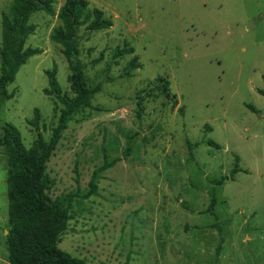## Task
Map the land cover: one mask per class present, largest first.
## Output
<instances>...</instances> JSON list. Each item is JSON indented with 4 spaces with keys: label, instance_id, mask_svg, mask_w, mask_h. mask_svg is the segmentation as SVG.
Here are the masks:
<instances>
[{
    "label": "rangeland",
    "instance_id": "rangeland-1",
    "mask_svg": "<svg viewBox=\"0 0 264 264\" xmlns=\"http://www.w3.org/2000/svg\"><path fill=\"white\" fill-rule=\"evenodd\" d=\"M88 1L112 25L80 28L76 59L91 93L47 164L49 193L70 216L59 248L88 263L264 264V0ZM11 2L0 0V45ZM63 2L55 0L56 10ZM30 22L25 47L38 53L19 68L0 109V124L15 125L26 148L35 109L46 137L59 116L61 103L44 92L46 71L55 66L62 91L74 95L69 64L49 37L56 17L40 10ZM125 45L134 51L115 61ZM134 55L140 66L129 75ZM158 76L168 79L176 106L158 93ZM187 141L198 145L190 152ZM236 157L243 170L214 185ZM105 162L112 165L97 192L81 197ZM6 176L0 145V264H11Z\"/></svg>",
    "mask_w": 264,
    "mask_h": 264
},
{
    "label": "trees",
    "instance_id": "trees-1",
    "mask_svg": "<svg viewBox=\"0 0 264 264\" xmlns=\"http://www.w3.org/2000/svg\"><path fill=\"white\" fill-rule=\"evenodd\" d=\"M55 0H12L7 12L1 15L2 40L0 45V109L6 100L13 97L7 86L15 80L19 68L29 57L38 53L37 48L25 47L35 25L30 17L37 11H44L56 17L58 23L50 31V40L60 47L62 55L69 64L68 81L74 95L64 93L57 80V69L53 66L46 71L48 86L45 94L55 97L61 103L56 124L52 127L49 136H44L38 122L40 113L35 109L32 121L35 130V139L31 147L26 148L18 128L10 122L0 124L2 135L0 145L7 158V260L11 264H113L108 262L88 263L82 258L72 256L60 249L58 244L61 235L67 228L69 220L68 207L58 199L51 197L49 189L50 179L46 173L47 164L54 154L63 132L67 129L73 114L87 103L91 93L85 85L84 65L76 59L79 54V31L84 27L88 32L109 29L112 25L110 18L103 10L94 7L90 9L88 0H64L56 10ZM134 51L131 46L118 48L113 53V59ZM137 56L129 62L127 74L138 68ZM155 88L166 99L173 98L172 106H176L175 95L170 93L168 79L158 76L155 78ZM264 95V89L260 90ZM149 96L150 92H146ZM142 94L138 95L137 115L143 111ZM253 110L254 108L251 107ZM182 113L183 108L178 107ZM210 129L209 126H206ZM209 145L218 148L219 145L206 141ZM190 150L198 145L187 141ZM127 144L125 154L130 150ZM112 165L105 162L95 169L90 177L89 186L81 194L88 198L95 194L98 188L100 173ZM243 170L239 166V159L235 158V165L228 176H221L212 180L214 185H222L226 179H234L237 172ZM215 196H211L208 210L212 211Z\"/></svg>",
    "mask_w": 264,
    "mask_h": 264
}]
</instances>
